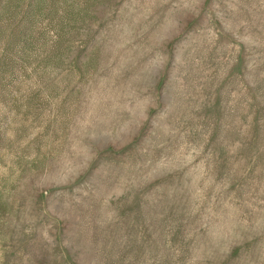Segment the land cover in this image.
Wrapping results in <instances>:
<instances>
[{"label": "rangeland", "instance_id": "rangeland-1", "mask_svg": "<svg viewBox=\"0 0 264 264\" xmlns=\"http://www.w3.org/2000/svg\"><path fill=\"white\" fill-rule=\"evenodd\" d=\"M0 264H264V0H0Z\"/></svg>", "mask_w": 264, "mask_h": 264}]
</instances>
